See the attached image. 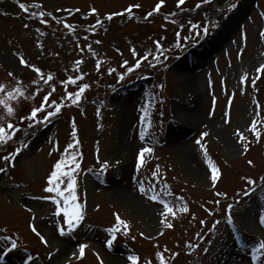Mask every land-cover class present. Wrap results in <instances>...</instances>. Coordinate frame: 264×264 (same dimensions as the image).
<instances>
[{
    "label": "rangeland",
    "instance_id": "1",
    "mask_svg": "<svg viewBox=\"0 0 264 264\" xmlns=\"http://www.w3.org/2000/svg\"><path fill=\"white\" fill-rule=\"evenodd\" d=\"M13 1L34 9L27 16L0 0V98L15 88L23 92L7 101L13 117L0 106V126L15 125L6 130L13 139L0 145V264H110L113 256L132 264V255L137 264H160L157 252L166 264H264V70L257 72L264 66V0H185L179 6L164 0L152 16L147 13L159 0ZM35 10L66 16L75 27H66L65 19L41 25ZM109 14L113 18L105 19ZM97 20L101 29L94 31ZM20 57L30 66L20 65ZM137 60L140 67L126 73ZM83 84L89 87L72 104L68 95ZM49 93L59 114L45 120L54 111L45 102L36 120L24 119ZM70 144L75 147L66 154ZM142 147L152 152L137 170ZM61 159V172L74 183L70 188L64 176L56 185L62 194L47 193ZM209 164L221 173L215 187ZM119 186L126 201L113 195ZM134 199L140 207L128 203ZM164 203L175 213L166 217L171 229L160 222ZM74 205L84 218L68 231L64 211ZM114 214L129 231L121 226L113 239ZM243 220L250 233L239 226ZM80 244L87 246L82 259Z\"/></svg>",
    "mask_w": 264,
    "mask_h": 264
},
{
    "label": "snow or ice",
    "instance_id": "2",
    "mask_svg": "<svg viewBox=\"0 0 264 264\" xmlns=\"http://www.w3.org/2000/svg\"><path fill=\"white\" fill-rule=\"evenodd\" d=\"M184 2H185V0H178V6L182 5ZM204 2L208 3V2H210V0H204ZM163 3H164V0H159V3L156 4V6L153 9V11L147 13V15L148 16H152L154 12H158L161 9ZM20 7H21V9H25L26 10V5L25 4H20ZM132 7H139V5L130 6L128 9H126V11L130 13L131 10H132ZM197 7H199V5H197ZM235 7H236V4H232V8H235ZM91 11L94 14L96 12V9L93 8ZM40 15L43 16L44 14L41 13ZM117 15H119V13H117ZM112 18H113L112 14H109L108 16L105 17V19H107V20H111ZM40 22L41 23H45L46 21L45 20H41ZM100 23L101 22L99 20L96 21L97 25H99ZM25 27L27 28L28 25H25ZM66 27H72V26L71 25H66ZM91 27L95 28V25H92ZM192 27L193 28H197L198 26L197 25H192ZM209 33H210V29L209 28H207V27L203 28V33L202 34L205 37H207L209 35ZM261 35L264 36V32H261ZM245 39H246V37H245ZM97 43H99V41H97ZM90 47L91 46H89V48ZM133 52H134V50H133ZM143 59L146 61L148 59V57L145 56V57H143ZM153 59L158 60L159 57H153ZM19 64L23 65L25 67H29L30 66L29 63L23 57L19 58ZM124 64L127 65L128 62L124 61ZM149 66L150 67H155V65H149ZM138 67H140V61L139 60H137V62H136V64L134 66H128L126 68V73H132L135 70V68H138ZM262 70H264V66H261V68H258L257 72H260ZM33 71L37 72L38 75H42L40 73V70L37 69V68H33ZM8 75L9 76H13V73H8ZM120 78L121 79L123 78V74H122V76ZM258 78L259 77H257L256 79H258ZM50 80H52L51 75H49L48 78L46 80H44V83H48ZM17 83H19V81H17ZM69 83H74V81L70 79ZM252 83L255 84V79L252 81ZM88 87H89V85L83 84L82 87H79V91L76 92L74 95H68V98L71 100L72 104H77L80 101L81 94ZM0 92H5V86L2 85V84H0ZM50 95H51V93H49V95L43 96L42 99H41V104L39 106L31 108L30 111L24 117V119H26L28 121L36 120L38 114L41 113L44 110V108L46 107L45 102H47V104L51 105V108L54 109V111L49 110L47 112V114L44 116V119L47 120V119H49L52 116L58 115L59 112L61 111V109H60V107H57V102H53V101H51L49 99ZM18 96H23V92L20 90V88H15L12 91H8L4 98H0V106H3L4 109L6 110V117H13L15 115L14 107L13 106H9L7 101L10 100V99H13L14 97H18ZM4 119H5V117L0 116V121H2ZM29 127H31V124L29 125ZM14 128H15V125L13 123H8L6 125V127L5 126H0V145L6 144V143H8L9 141H11L13 139L12 135L6 134V130H12ZM17 131H19V130L17 129ZM252 131L255 132V121H253ZM255 134L257 136H259V133H255ZM207 135H208V133H206V132L201 133V138H203V137H205ZM236 135L240 138V141L243 142L244 137L239 131L236 133ZM73 136L75 137V132H73ZM140 138L141 139H145V134L143 132L140 134ZM77 144H78V142H77ZM196 144L200 145L201 144V140L198 139L196 141ZM74 147L75 146L72 145V144L68 145L66 150H65L66 154H70V153H68V150L69 149H73ZM247 150H248L247 147H245L244 151H247ZM203 151H204L205 157H207L206 150H203ZM151 152H152V149L150 147H142L139 150V152L137 153V158H136V168H137V170H139L140 167H142V163H143L145 154L146 153H151ZM71 158L73 159V161L76 160V157L74 155H72ZM3 159L5 161H7L8 157L5 156V157H3ZM64 163H65L64 159H61L60 161H58L54 165V169L55 170H53L51 172L50 177L48 179V184L50 186L45 188V192H47V193L56 192L57 195H61L62 193L59 192L58 187L56 185L59 184L60 179L63 178L64 176H67V179L69 181V187L71 188L72 184L74 183L72 175L67 173V172H61L62 165H64ZM248 164L251 165L252 161L249 160ZM102 167L103 168H107L108 167L107 163H105ZM75 168L78 170L79 169V165L76 164ZM209 170H210V181H211V184H212L213 187H215V185H216V183H217V181H218V179L220 178V175H221L220 170L215 165H212V164H209ZM3 171H4V169L0 168V172H3ZM247 183L249 185H252V184L255 183V181L252 180V179H247ZM140 190H143V185H141V189ZM247 194L248 193L245 192V195H247ZM220 195H226V194H222V193L217 192V196H220ZM74 199H75V197H73V200ZM150 199H155V198L154 197H150ZM216 203L219 204V201H216ZM231 207H232V205H228V209H231ZM163 209H164V211L161 213V216L165 217V219H162L160 222L164 225L165 228L171 229L173 227V224L170 223V222H167L166 217L168 215H173L174 216L175 213L173 211V208L168 203H164L163 204ZM179 210L181 212H187L188 208L185 206V207L180 208ZM59 212H60V209L57 208L56 214H59ZM114 215H116V223H117L118 227H114V228H111V229L108 230L110 232V234L113 235V239H114V234L119 230V227L122 226L125 229V234H127V232L129 231L128 224L124 220H122L119 217L118 214H114ZM64 217H65L64 224L66 225L67 230L68 231H73L75 229V227L78 226L79 222L83 220L84 214L81 211V208H80L79 205H74V210L71 213H69L67 211V209H65ZM227 222H228V224H232L233 223L232 217L230 215L227 217ZM200 223L203 224L204 221L202 220V221H200ZM219 223H220V221H216V224H219ZM260 223H261L262 226H264V217H261ZM32 231L34 233H36V235L39 237V239L41 240L42 243H45V244L47 243V241L45 240L43 235H41L37 231V229L35 227H32ZM58 231H59L61 236H64V235L67 234L64 228H60V229H58ZM141 235H143V234H141ZM160 235H163V233H160ZM3 239L5 241H8V237L7 236L3 237ZM133 239H135V237H133ZM112 243H113V240L109 239L107 241V246L111 247ZM16 246H17L16 242L12 241L11 242V248L14 249ZM86 247L87 246L85 244H80L79 245V254H80L79 257H78L79 259L83 258ZM259 247H260V249H264V243L260 244ZM0 251H2V250H0ZM205 251H207V250H205ZM175 255L176 254H173V256H175ZM156 257L159 260L160 264H166L165 258L163 257V255L160 252L156 253ZM128 259L130 261H132V264H137V260H138L137 256L132 255V256H129ZM147 264H151V261H148Z\"/></svg>",
    "mask_w": 264,
    "mask_h": 264
},
{
    "label": "trees",
    "instance_id": "3",
    "mask_svg": "<svg viewBox=\"0 0 264 264\" xmlns=\"http://www.w3.org/2000/svg\"><path fill=\"white\" fill-rule=\"evenodd\" d=\"M1 1H3V3L2 4H4V3H9L11 6H15L16 8H18L21 12H23L24 14H26L27 16H29L28 15V13L26 12V11H28V10H33L34 9V7L33 6H29V5H27V4H25L26 5V10L25 9H21V7H20V4H18V3H16V2H14L13 0H1ZM22 4H24V3H22ZM28 9V10H27ZM35 13V15H36V21L39 23V24H41V25H45V24H47V23H49V22H51V23H55L56 21H58L59 19H65V23L67 24V25H71L72 27H75L74 26V24L71 22V20L70 19H68L66 16H64V17H58L57 15H52V14H48L47 12H44V11H41V10H35L34 11ZM0 13L1 14H5V12H2V11H0ZM41 13H43L44 15L43 16H41L40 14ZM170 17V16H169ZM29 20H31L30 19V17H27ZM152 18V17H151ZM150 18V19H151ZM41 20H45L46 22L45 23H41L40 21ZM183 21H184V23H185V20L184 19H182ZM211 21V20H210ZM209 21V19L208 20H206L204 23L205 24H208V23H211ZM100 26H101V24H99L98 26H96L95 27V29H94V31H96V30H100L101 28H100ZM120 85V82H118V85L117 86H119ZM133 86H134V84H133ZM116 88V87H115ZM120 89H122V88H120ZM120 89H118V90H120ZM80 99H82V97L80 98Z\"/></svg>",
    "mask_w": 264,
    "mask_h": 264
},
{
    "label": "bare ground",
    "instance_id": "4",
    "mask_svg": "<svg viewBox=\"0 0 264 264\" xmlns=\"http://www.w3.org/2000/svg\"><path fill=\"white\" fill-rule=\"evenodd\" d=\"M246 7H247V5L245 4V5L243 6L242 11L239 13V16H238V17H241V15L243 14V12L246 10ZM113 195L116 196V197H118V198H121V199L124 200V201H126V200H127V197H128L126 191H125L124 189H122L121 186H119V187H115V188L113 189ZM128 203H129L132 207H134V208H138V207H140V206H139L140 203H139V201H138L137 199L129 200ZM239 226H240L241 228H243L246 232H249V233H250L249 227L246 226V224L244 223V220L241 222V224H240ZM108 262H109L110 264H120V258H119V257H115V256H113L112 259H110ZM224 264H227V263L225 262Z\"/></svg>",
    "mask_w": 264,
    "mask_h": 264
}]
</instances>
